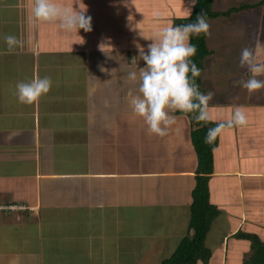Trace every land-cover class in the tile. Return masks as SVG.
I'll use <instances>...</instances> for the list:
<instances>
[{
	"label": "crops",
	"instance_id": "1",
	"mask_svg": "<svg viewBox=\"0 0 264 264\" xmlns=\"http://www.w3.org/2000/svg\"><path fill=\"white\" fill-rule=\"evenodd\" d=\"M55 2L77 10V3L86 5L92 31L70 33L36 21L34 0H0V264H161L185 231L160 226L161 216L175 209L188 226L198 159L187 116L173 113L176 123L164 137L149 133L129 103V94L138 93L127 75L146 66L136 44L147 52L153 41L140 32L151 37L175 26L192 13L193 0ZM242 5L251 3L234 6ZM231 20L209 22L208 45H229ZM7 34L23 46L10 52ZM101 44L109 47L101 51ZM34 76L52 79L50 93L35 105L19 103L16 83ZM232 90L226 101L215 99V116L242 106ZM250 96L249 117L258 115L253 109L264 104V90ZM213 166L210 201L220 215L211 228L230 225L221 228L226 239L218 261L230 263L232 244L247 247L243 262L250 242L235 234L264 242V137L251 140L241 127L226 128Z\"/></svg>",
	"mask_w": 264,
	"mask_h": 264
},
{
	"label": "clouds",
	"instance_id": "2",
	"mask_svg": "<svg viewBox=\"0 0 264 264\" xmlns=\"http://www.w3.org/2000/svg\"><path fill=\"white\" fill-rule=\"evenodd\" d=\"M77 4L78 10L72 6H62L55 0H34L32 14L36 21L58 23L63 30L70 33H79L80 29L91 32L92 17L85 15L87 8L84 3L85 7ZM190 16L191 9L184 18ZM200 34L211 35L206 13L197 15L195 23L165 26L151 37L140 32V36L153 42L148 45L147 52L139 43L136 44L139 58L146 66L139 67V73L131 71L127 75L128 80L137 86L138 93L129 94V103L133 113L143 119L150 134L159 137L168 135L169 129L176 123V117L173 115L176 111L193 114L197 123L207 124L215 120L210 108L214 93L201 92L196 83L201 70L192 59L197 54V47L190 41L193 35ZM3 39L10 52L23 46V42L15 35L7 34ZM106 47L109 46L101 44V51H105ZM136 62L137 58L134 57L131 63ZM239 65L249 76L246 80L234 81V85L246 89L249 93L264 90V42L257 39L252 47L243 48ZM52 87L53 81L50 77L34 76L30 80L18 81L13 95L21 104L35 105L48 96ZM248 122L245 109L237 107L226 121L209 128L205 143H214L226 128L243 127Z\"/></svg>",
	"mask_w": 264,
	"mask_h": 264
},
{
	"label": "rangeland",
	"instance_id": "3",
	"mask_svg": "<svg viewBox=\"0 0 264 264\" xmlns=\"http://www.w3.org/2000/svg\"><path fill=\"white\" fill-rule=\"evenodd\" d=\"M259 1L262 0H218V4L216 3V5H214V10H216L217 7L221 10L222 5H225L226 7L229 5L231 10H233V12L229 15L232 17V20L228 21L231 23H228L229 26L227 28L229 45L225 48H220V46H217L215 44L208 45L207 41L208 48L211 47L215 55L211 57L210 54V57L208 56L206 58L204 66L206 68L204 82L207 93L209 91L214 93V97L210 101V108L213 115L215 114V111L217 109L216 106H214L213 104L215 99L219 98L221 101H226V96H228L227 92L230 93V91L233 89L234 93L232 95V100H234L235 103L242 104V106L238 105V107H243L245 109L248 119H254L251 121L248 120V124L246 126L241 127L243 134L251 137V140L256 139L257 137L259 138V136H261V138L264 137V108L262 107V105L264 104L260 103L259 108L257 106L254 107L253 111L258 115L249 117L248 105H250V102H252L253 97L250 96V93L246 89L240 86L236 87V85H234V81L241 80L240 72L246 71L242 69L239 65V57L241 50L245 47H252L257 39L264 42V6L253 7L251 9L244 8L243 11H234L237 8L234 5L235 3L236 5H239V3L243 2L251 3V6H254L257 5ZM224 19L229 20V18ZM231 36H233V38H231ZM216 67L219 68L218 71L215 70ZM235 68H238V70L236 71ZM248 76L249 73L247 72L245 77L242 79L246 80ZM236 89L238 93L237 95H235ZM256 103L257 100L255 101L254 105H256ZM219 107L222 108L223 106ZM221 116L224 117L225 121L231 116L228 108H226V112L221 111L217 116L214 115L215 121H217L216 123H219L220 121L223 122ZM179 213L176 212L175 209H173L172 216H169L164 211L163 216H161L162 223L160 224V226H164V228H167V230L176 228L178 231H181L185 228V236L188 226L185 227L184 220ZM224 223L228 222H217V224L214 225V228H211V231L208 234L206 240V247L213 253V259L209 264H219L218 260L220 259V252L222 250L218 249V247L225 241V233L226 231H229L230 227V225H225ZM221 228L226 231L222 230ZM225 243L227 246V242ZM246 249L247 247H245L244 245L233 247V245L230 244L229 252H232V254L229 257L233 262H231L229 259L230 263L228 264H242V257L240 254L243 253Z\"/></svg>",
	"mask_w": 264,
	"mask_h": 264
},
{
	"label": "trees",
	"instance_id": "4",
	"mask_svg": "<svg viewBox=\"0 0 264 264\" xmlns=\"http://www.w3.org/2000/svg\"><path fill=\"white\" fill-rule=\"evenodd\" d=\"M215 0H195L190 18L178 19L175 26L195 23L197 15L206 13L208 23L213 19L229 16L233 10L227 12H217L214 10ZM264 6V0L257 5H242L234 11L251 9L253 7ZM192 44L197 47V54L192 58L197 67L201 70L200 77L196 78L201 92L205 93L202 85V74L206 58L211 54L207 45V36L200 34L191 37ZM177 115L187 116L191 126V139L195 149L198 166L196 170V187L192 194V204L190 206V220L186 235L179 242L174 253L161 264H209L213 259V253L206 247L207 236L212 224L219 217V209L210 201L209 181L214 174L213 152L219 145V136L212 144L205 143V137L209 128H213L217 123L207 124L197 123L193 119V114H185L177 111ZM239 239H246L250 242L251 252L245 256L242 264H264V242L254 234L238 232L234 235Z\"/></svg>",
	"mask_w": 264,
	"mask_h": 264
}]
</instances>
